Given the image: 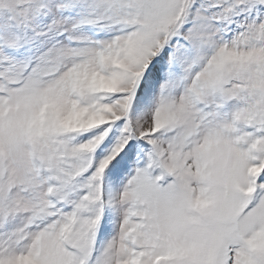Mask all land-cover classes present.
I'll list each match as a JSON object with an SVG mask.
<instances>
[{"label":"snow or ice","instance_id":"1","mask_svg":"<svg viewBox=\"0 0 264 264\" xmlns=\"http://www.w3.org/2000/svg\"><path fill=\"white\" fill-rule=\"evenodd\" d=\"M0 264H264V0H0Z\"/></svg>","mask_w":264,"mask_h":264}]
</instances>
